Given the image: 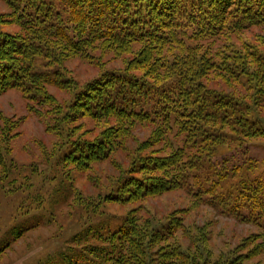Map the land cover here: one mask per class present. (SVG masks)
Here are the masks:
<instances>
[{
  "label": "trees",
  "instance_id": "16d2710c",
  "mask_svg": "<svg viewBox=\"0 0 264 264\" xmlns=\"http://www.w3.org/2000/svg\"><path fill=\"white\" fill-rule=\"evenodd\" d=\"M2 1L10 12L0 15V95L19 91L30 114L64 136L58 163L88 171L118 150L132 151L127 142L136 127L155 128L136 147L137 155L151 153L121 168L102 199L90 200L91 212L183 189L194 205L260 230L248 252L243 242L214 256L201 240L206 224L191 226L178 216L155 226L132 209L114 227L110 219L89 223L50 264H264V168L252 174L244 141L264 139V37L260 46L227 42L222 52L203 46L264 27V0ZM8 25L19 29L4 30ZM110 53L128 67L82 87L64 71L67 58L101 63ZM230 82L253 97L220 90ZM53 88L72 99L59 101ZM81 118L104 129L94 139L69 141V123ZM14 129L0 130L1 168ZM159 142L167 154L153 149Z\"/></svg>",
  "mask_w": 264,
  "mask_h": 264
},
{
  "label": "rangeland",
  "instance_id": "374dc122",
  "mask_svg": "<svg viewBox=\"0 0 264 264\" xmlns=\"http://www.w3.org/2000/svg\"><path fill=\"white\" fill-rule=\"evenodd\" d=\"M9 12L7 4L0 0V15ZM18 29L15 25L4 27L10 32ZM263 37L264 27H258L203 46L209 45L222 52L226 50L227 42L234 48L244 42L260 46ZM63 67L66 75L82 87L109 69H126L128 61L110 53L101 63H90L79 57L67 58ZM215 85V80H211L210 86ZM220 90L253 97L252 91L237 83L230 82L229 87H220ZM51 92L59 101L73 97L68 91L53 88ZM8 124L13 125L15 131L8 143L9 158L0 167V264H50V258L58 260L68 245H73V236L89 223L110 219L114 227L132 209H137L139 219L152 221L155 226L168 224L170 219L178 216L191 226L206 224L208 227L201 240L214 256L230 253L243 242L246 243L243 251L248 252L252 244L249 238L260 232L257 227L221 215L210 206L194 205L183 189L128 204L105 203L102 212H91L90 200L102 199L116 183L121 168L124 170L151 153L149 150L137 155L136 147L153 137L155 128L152 126L135 128L127 142L132 151L118 150L108 160L82 172L76 165L58 163L59 152L67 148L64 136H56L48 128L46 118L30 114L26 100L16 90L0 95V130ZM97 125L91 118H81L69 123L65 135L70 134L69 141L94 139L104 129ZM240 139L243 142L245 138ZM171 141L178 145L175 139ZM244 141L248 145L246 156L255 164L251 172L253 175L260 173L264 168V139ZM153 149L168 153L162 142ZM24 228L27 229L16 239V232ZM209 232L210 237L206 236Z\"/></svg>",
  "mask_w": 264,
  "mask_h": 264
}]
</instances>
